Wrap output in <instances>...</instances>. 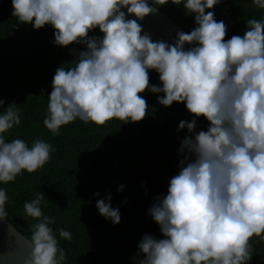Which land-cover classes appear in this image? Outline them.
I'll return each instance as SVG.
<instances>
[{"label":"clouds","instance_id":"1","mask_svg":"<svg viewBox=\"0 0 264 264\" xmlns=\"http://www.w3.org/2000/svg\"><path fill=\"white\" fill-rule=\"evenodd\" d=\"M168 2L11 0L19 24L37 30L51 25L56 45L86 46L55 71L43 121L54 135L77 119L98 126L113 118L140 122L149 107L139 95L145 90L163 93L157 99L165 107L185 103L193 115L178 125L191 134L181 142L180 171L170 179L167 195L148 210L164 238L142 237L140 264H246L252 260L251 238L264 241V19L247 20L242 36L225 39L224 21L206 12L220 0H171L183 4L197 26L178 32L172 44L153 41L138 21L157 11L154 5ZM253 3L264 9V0ZM96 28L102 38L89 37ZM186 44L192 46L185 50ZM150 70L159 74L162 87L150 85ZM4 104L0 99V107ZM201 116L208 127L197 132ZM20 124L16 104L0 114V182L5 184L25 170L42 168L55 151L42 139L31 146L19 138L6 142L3 134ZM44 199L37 194L24 204L26 215L38 222L23 264H64L66 259L50 227L55 220L41 209ZM106 199L96 202L99 214L118 225L119 209L111 206L110 195ZM7 200L0 189V218L7 216ZM59 237L71 241L72 234L61 228Z\"/></svg>","mask_w":264,"mask_h":264},{"label":"trees","instance_id":"2","mask_svg":"<svg viewBox=\"0 0 264 264\" xmlns=\"http://www.w3.org/2000/svg\"><path fill=\"white\" fill-rule=\"evenodd\" d=\"M154 7L187 33L197 26L183 4L169 0ZM12 11L11 0H0V99L5 101L0 114L16 104L21 124L3 135L6 142L19 138L29 146L42 139L55 151L37 171L25 170L14 182H0L8 197L5 218L30 241L32 226L38 221L26 215L24 204L43 194L41 209L55 220L50 227L65 250L64 264H140L143 254L138 255V244L142 237L164 238L148 210L157 197L167 195L170 179L180 171L181 142L191 134L186 128L178 130V125L181 120L191 121L193 115L185 103L165 107L157 99L163 93L145 90L139 95L149 107L140 122L113 118L98 126L77 119L54 135L43 121L55 71L67 67L86 46H58L51 25L37 30L32 24H19ZM207 11H214L215 19L226 24L225 39L242 36L247 20L264 19V9L253 0H220ZM88 35L103 37L99 28ZM149 76L150 85L162 87L155 70H150ZM207 127L208 121L199 117L195 131H206ZM120 185H124L122 190H118ZM109 195L111 206L121 215L118 225L100 215L96 207L97 200L108 202ZM61 228L71 232V241L60 239ZM250 242V264H264V241L253 236Z\"/></svg>","mask_w":264,"mask_h":264},{"label":"water","instance_id":"3","mask_svg":"<svg viewBox=\"0 0 264 264\" xmlns=\"http://www.w3.org/2000/svg\"><path fill=\"white\" fill-rule=\"evenodd\" d=\"M127 12V9H122ZM135 19L134 16H127ZM144 32L149 33L153 41L163 40L172 44L178 32L187 33L175 21L160 10H157L138 21ZM192 45H185L187 50ZM30 244L27 237L18 231L5 217L0 218V264H23L24 259L30 253ZM250 264V261L246 262Z\"/></svg>","mask_w":264,"mask_h":264}]
</instances>
